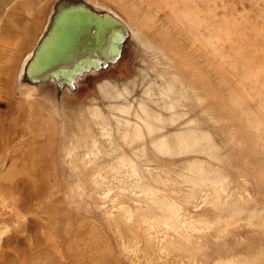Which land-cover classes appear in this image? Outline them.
Here are the masks:
<instances>
[{
	"label": "rangeland",
	"instance_id": "374dc122",
	"mask_svg": "<svg viewBox=\"0 0 264 264\" xmlns=\"http://www.w3.org/2000/svg\"><path fill=\"white\" fill-rule=\"evenodd\" d=\"M55 1H36L31 14L19 0L4 8L13 34L26 35L19 18L32 32L13 56L0 44L12 70L8 87L4 75L0 85V264H264V0H84L122 20L128 43L113 68L74 79V91L64 87L59 97L52 82L35 90L18 89L15 81ZM60 1L33 74L42 77L53 67L70 80L93 57L99 63L113 55L118 32L106 24L89 28L72 0ZM177 77L184 99H176L172 114L187 112L199 122L166 128L214 136L173 156L160 154L142 133L133 154L121 136L128 129L121 110L142 114L144 104L164 113L156 104L160 88L169 84L175 92ZM87 99L98 101L105 117L91 133L100 138H76V127L66 125L61 107ZM140 116L134 122L143 131L149 119ZM108 138L134 161L136 174L117 170L116 155L104 148ZM192 160L216 171L214 186L192 188L182 178L193 174L183 166ZM228 198L261 213L226 220L218 206ZM162 199L171 211L156 209Z\"/></svg>",
	"mask_w": 264,
	"mask_h": 264
},
{
	"label": "bare ground",
	"instance_id": "6f19581e",
	"mask_svg": "<svg viewBox=\"0 0 264 264\" xmlns=\"http://www.w3.org/2000/svg\"><path fill=\"white\" fill-rule=\"evenodd\" d=\"M15 1H17V0H15ZM19 1H20L19 7L23 8L24 6H29L28 9L24 10V12H27V14H31V12L35 8L34 5H35L36 1H38V0H29V1H32V2L34 1L32 4H29L28 0H19ZM10 4L12 5L11 0H0V44H1V46L5 44V47H8V49L10 51L12 50L11 52L8 53V55L12 54V56H13V54L15 52L19 53L20 51H23L24 46L28 45L29 40L31 39L30 37H31V32L32 31L26 29L28 21L26 19H20L19 18V19H17L18 26H19L21 32L26 34V35L24 37H21L19 35L13 34V30L16 27L14 26V28H13V27L10 26L11 19H9V21L7 19L6 20L3 19V16L6 15V12H7L6 9H4V8L8 6L9 10H12V8H11L12 6ZM36 14L38 15V10H37ZM12 28H13V30H12ZM33 28H37V26H34ZM14 46H17V47H14ZM0 52H1L0 53V85L3 82V80L1 81L2 75H4L5 77L4 76L3 77L5 78V80H4L5 83L4 82L3 83L5 84L4 88L6 89L8 87V84L10 83V80H11V77H12V74H11L12 70H11L10 65H9L11 57L9 59L6 49H4V50L0 49ZM169 61H170V59H169ZM169 61H167V62H169ZM13 78H15L14 75H13ZM177 78H176L177 81L175 80L176 82H174L175 83L174 87L177 88L175 90V92H173L172 85L169 86V84L168 85L166 84L165 88H160L161 93H160L159 99L156 101V104H158V106L162 110H164L165 112L168 111L169 114H165V112L156 114L151 109H148L147 107H145L144 104L140 105V107H139L140 108V113H142V114H139V111H136V110L133 111V110H130V109L126 108V107H125V109L121 110V111H123L122 113L125 115V116L123 115L125 117L123 122L125 123V125L128 128L127 131L123 130V133H122L123 135H121V136L125 140L126 149L130 150L133 154L135 152H137V147H138L137 145L142 143V139L141 138L145 137L144 135H142V133H146L147 134V138H149L150 143L153 145V147L160 154H168V155H173V156L174 155L181 156L183 153H185L184 149L196 146V143H198L197 141L200 142V141H202L201 139H203V138H211L212 136H214V133L212 135V133L210 131H208V130L207 131L206 130L203 131L201 129L197 130V128L195 129V127H193L192 129H189V130H181V131H173V132H172L171 129L169 130V129L166 128V124L167 125L168 124H172V125L174 124V125L180 127L182 125L184 126L185 123H187L186 126H188L190 124L199 122V121H195L194 117L193 118H189L191 116L188 117V115H186L187 112H186V114H181L180 113L177 116H174L172 114L173 113L172 112L173 109L177 107V104H176L177 100L176 99H184V97H183V95H184L183 90L184 89H182L183 81L181 80V78H179V77H177ZM15 81H16L18 89H19V87H22V86H24V87L28 86L30 88H34L35 90H37L36 88L44 85L42 83H39V84H36V85H29L26 82L27 81L26 78L23 77L22 74H17V77H16ZM157 84H158V82H157ZM160 87H162V86L160 85ZM20 91H23V90L20 89ZM42 92H44V91H42ZM185 94H186V92H185ZM9 97L10 96L6 97V100H8L7 104H8L9 111H10V108L12 107L13 103L12 104L10 103L11 100H10ZM185 97H186V95H185ZM191 99H193V98H191ZM37 100H38V98H37ZM189 101H190V99H189ZM97 102L98 101H95L94 99L93 100L92 99H87L82 104H80V105H78L76 107H73V108H69L68 110L66 109L67 107L66 108L63 107L64 109L61 107V110L64 111L63 113H65V115H66V119H67L66 120V122H67L66 125L69 126L72 123L76 127V133L74 134V137H76V138H80V137L81 138H87V137H89V134H90L91 138H93V137L94 138H100L99 136H97V134H94V133H93L94 135L91 134L94 126L97 125V123H100L101 121L103 122V120H105V117L103 116L102 113H100V110L97 107ZM136 109H137V107H136ZM53 110H54V112L56 111V108L54 107V104H53ZM53 110H52V112H53ZM176 114L177 113H175V115ZM140 115H143L144 119L148 118L149 120L150 119L151 120H155V123L157 121L162 122L164 124L165 128L164 127L162 128L161 126H160L161 127L160 128V127H158V125L156 126L155 123H152L149 120H144V122H143L144 128H142L143 131H144L143 132L139 128V126L137 125V122H134V121H136L135 120L136 118L142 119ZM210 119H212V118L210 117ZM119 120H121V119H119ZM162 123H160V124L163 125ZM186 126H184V127H186ZM118 129H116V130H118ZM100 130H102V128ZM106 130H108V129H106ZM108 135H110V137H111V135H113V134H108ZM101 139H102V137H101ZM106 140H107L106 145H104L103 143L102 144L105 146L104 148L107 149L106 151L108 153L116 155L117 163H118L117 166H116L117 170H121L123 167H130V168H132L131 172H133L134 169H135L134 161L131 160L130 158H128L126 153L122 149L114 148L115 146L113 145L111 139L108 138ZM93 147H94V150L97 151V152H101V150H102L101 148L99 149V147L97 146V144L95 142H94ZM221 147H223V146L221 145ZM213 148H214V146H213ZM142 149H143V147H142ZM208 150H209V148H208ZM210 151H212V150H210ZM194 152L196 153L197 151H194ZM183 166L186 167L187 169L189 168L191 170V172L193 173L190 176L182 177L186 182L190 183L193 186L192 188H194L197 185H200L201 183H204V182L206 183V181L211 183V185L213 184V182L216 181V180H214L215 176L217 175V174H215L216 171L214 170V173L211 172L212 174H210L207 171L203 170V168H202L203 167V163L201 162V160L200 161L192 160L188 164L183 165ZM134 173L136 174L135 171H134ZM154 177H156V175ZM157 178H158V176L155 178V180H157ZM136 185L135 186H136L137 189H141V188H138V186H140L138 183H136ZM213 186H214V184H213ZM143 189H144L145 192H147L148 187H143L141 189L142 192H144ZM165 200L166 199H162L161 201L156 202V209L157 210H159V211H161V210L164 211L165 210L167 212L171 211V206L169 205L170 203L168 204V202L165 201ZM216 206H217V204H216ZM219 206H221V207H219ZM219 206H218V208H220L222 213H224L223 216L226 218V220H232V219H234V217H237L239 214H242V212L246 213L248 218H251V217H254V216H258L261 213V208H258L257 206L241 205V204H239L236 201H232V200L229 201V198L227 199L226 202H224L223 204H221ZM146 213L142 212L141 216H144V214H146Z\"/></svg>",
	"mask_w": 264,
	"mask_h": 264
},
{
	"label": "water",
	"instance_id": "95a60500",
	"mask_svg": "<svg viewBox=\"0 0 264 264\" xmlns=\"http://www.w3.org/2000/svg\"><path fill=\"white\" fill-rule=\"evenodd\" d=\"M64 2L60 0H56L54 4L52 5L51 12L49 14V18L42 30V33L40 37H38L35 47L31 52V55L29 57V60H27V63L24 66L23 69V75L28 78L26 79L27 83L29 85H36L39 83L42 84H48V82H52L55 86L57 97L61 95L63 92V88L67 87L68 91L73 90V83L76 79L85 78L89 75H97L101 74L111 68H113L117 62L120 60V58L123 55L124 47L126 43H128L129 38V29L128 27L120 20L116 15L106 9H101L99 7H95L90 3H87L84 0H72L70 2V5L76 6L80 13L82 15H85V20L89 19V28L96 29V28H102V25H108L111 28L115 29L118 34L116 37V50L114 51V54L111 56H106V58H103L99 63H96L99 57H93V59H90L88 62L84 63L82 67L77 68L76 71L74 70L71 74V79L68 80L66 77H60L53 71V67H50L49 72L50 74L44 75L42 77H39L36 74H33L34 72V64L35 60L38 57L37 55L41 53L42 47L49 36V34L52 32V24H50V20L53 15H55V11L62 5ZM83 17V16H82ZM50 22V23H49ZM53 23V22H52ZM49 25V26H48ZM48 27V30H46ZM46 31V32H45ZM108 57V58H107ZM102 59V58H100ZM96 64V65H95ZM75 79V80H74ZM72 91V92H73Z\"/></svg>",
	"mask_w": 264,
	"mask_h": 264
}]
</instances>
